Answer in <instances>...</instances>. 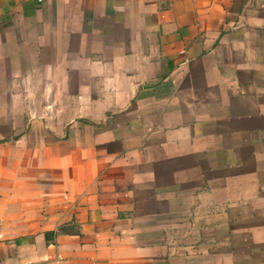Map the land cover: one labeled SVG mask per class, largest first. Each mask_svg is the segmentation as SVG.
Here are the masks:
<instances>
[{
	"label": "crops",
	"instance_id": "0c3cea01",
	"mask_svg": "<svg viewBox=\"0 0 264 264\" xmlns=\"http://www.w3.org/2000/svg\"><path fill=\"white\" fill-rule=\"evenodd\" d=\"M1 264H264V0H0Z\"/></svg>",
	"mask_w": 264,
	"mask_h": 264
},
{
	"label": "built area",
	"instance_id": "2783aa9c",
	"mask_svg": "<svg viewBox=\"0 0 264 264\" xmlns=\"http://www.w3.org/2000/svg\"><path fill=\"white\" fill-rule=\"evenodd\" d=\"M1 264V263H0Z\"/></svg>",
	"mask_w": 264,
	"mask_h": 264
}]
</instances>
